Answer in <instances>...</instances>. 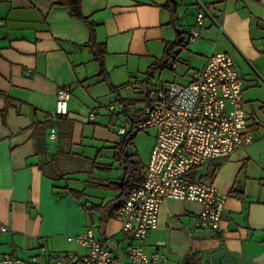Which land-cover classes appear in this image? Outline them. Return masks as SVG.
Masks as SVG:
<instances>
[{"label":"crops","instance_id":"obj_1","mask_svg":"<svg viewBox=\"0 0 264 264\" xmlns=\"http://www.w3.org/2000/svg\"><path fill=\"white\" fill-rule=\"evenodd\" d=\"M44 1L0 0V258L8 254L18 264L78 258L87 249L68 237L92 229L113 264L127 261L137 242L110 212L126 196L130 184H123L135 187L144 178L155 129L148 155L142 158L133 141L130 168H124L113 149L127 123L119 99L141 101L130 112L144 107L146 90L160 86L151 78L163 70L148 78L146 71L179 32L185 46L174 50L166 69L184 83L211 53H226L243 80L252 140L191 171L226 194L217 229L195 225L200 202L165 199L157 228L141 244L147 254L161 253L166 264H219L209 253L221 245L239 256L238 264L264 256V0H173L174 14L167 0H81L95 40L106 48L107 79L84 46L90 38L85 22L56 0ZM201 5L210 15L203 17L199 38L188 41ZM60 87H69L71 97L67 114L53 121ZM79 160L75 174L66 172V163ZM52 170L64 172L65 180ZM65 185L82 196L73 197Z\"/></svg>","mask_w":264,"mask_h":264},{"label":"built area","instance_id":"obj_2","mask_svg":"<svg viewBox=\"0 0 264 264\" xmlns=\"http://www.w3.org/2000/svg\"><path fill=\"white\" fill-rule=\"evenodd\" d=\"M206 14L209 13L201 5L188 41L199 38V27ZM242 94L243 80L224 52L211 53L203 68L193 71L184 83L171 82L146 90L144 118L136 128H154L155 140L143 181L131 189L115 214L121 230L132 234L137 242L129 246L124 264H166L161 253L147 254L141 244L148 232L157 228L159 208L165 199L200 202L202 208L195 225L211 230L219 227L226 214V194L212 182L194 179L191 171L211 160L228 157L252 140L246 132ZM70 97L69 87L58 88L53 121L67 114ZM108 108L113 107L110 104ZM88 119L94 120L95 115L89 113ZM127 127L125 123L118 133L123 134ZM49 137L56 139L55 127L49 129ZM68 239L85 247L87 253L78 258L61 255L46 263L34 260L21 264H113L112 252L92 229ZM18 263L8 254L0 258V264Z\"/></svg>","mask_w":264,"mask_h":264},{"label":"trees","instance_id":"obj_3","mask_svg":"<svg viewBox=\"0 0 264 264\" xmlns=\"http://www.w3.org/2000/svg\"><path fill=\"white\" fill-rule=\"evenodd\" d=\"M57 5L65 8L68 13L76 19H79L88 26L90 31V38L89 42L84 44V46H87L90 48L94 60L98 63L99 66V76L104 77V79L108 78L107 71L104 66V55L106 53L105 45L102 43H98L95 40V32H94V25L91 21H89L82 12V5L81 0H56L55 2ZM168 7L172 10L174 14V2L173 0H167ZM185 41L183 35L179 32L176 36V38L173 41L166 42L164 46V51L161 56V58L155 60L153 64H151L146 71V77H151L152 73L156 70H164L168 68L170 60L174 56V50L179 47H184ZM119 102L121 104L122 112L124 113V116L126 117V121L128 123V127L125 130V132L120 136V141L113 145L114 149V159L120 162L126 163V166L124 168H130V154H129V148L133 145L134 136L139 129L136 128V125L141 122L144 118V111L143 108H136L134 112L129 111L130 105H135L138 102H141L139 100L133 101V100H127V99H119ZM8 105V103H7ZM63 117V116H60ZM59 117V118H60ZM51 121V119H50ZM48 124V123H47ZM47 124L41 125L42 128H45ZM45 126V127H44ZM49 129V128H48ZM56 179H63L65 180V173L64 172H57L56 170H52L50 172ZM143 177L140 178L139 183L143 181ZM127 184H130L128 186ZM123 185H127L126 188L123 189L126 192V196L124 198H120L117 204L112 207L111 214L115 215L117 210L122 206V204L125 202L127 196L129 195V192L134 187V184L131 183H125ZM65 191H67L70 195H72L75 198H80L82 196V192L75 190L73 188H70L68 185H65L63 187ZM210 258L217 260L219 264H237L239 262L240 258L237 254L228 251L224 246L221 245L219 249L213 250L209 253ZM219 260L221 262H219Z\"/></svg>","mask_w":264,"mask_h":264},{"label":"rangeland","instance_id":"obj_4","mask_svg":"<svg viewBox=\"0 0 264 264\" xmlns=\"http://www.w3.org/2000/svg\"><path fill=\"white\" fill-rule=\"evenodd\" d=\"M178 82L181 81L179 78H176V80H174L173 78V73L169 70V69H164L163 72H157L155 74V76L153 78H151V82L152 83H157V85H161L163 84H168L171 82ZM121 123V122H120ZM153 129L152 128H146V129H142L140 131H138L136 133V135L134 136V150H137L138 153L141 155L142 158L146 157V155H148L149 151H150V147L152 145L153 142ZM76 164V163H74ZM67 164L65 168L68 169L69 173L75 174V172H72V168L78 167L81 165L80 160L77 161V164Z\"/></svg>","mask_w":264,"mask_h":264},{"label":"water","instance_id":"obj_5","mask_svg":"<svg viewBox=\"0 0 264 264\" xmlns=\"http://www.w3.org/2000/svg\"><path fill=\"white\" fill-rule=\"evenodd\" d=\"M38 1L43 2L44 0H38ZM44 2H45V1H44ZM45 3L47 4L48 2H45ZM219 262H221V261L219 260ZM237 264H238V263H237ZM244 264H264V256L259 257V258L254 259V260H251V261H247V262H245Z\"/></svg>","mask_w":264,"mask_h":264}]
</instances>
